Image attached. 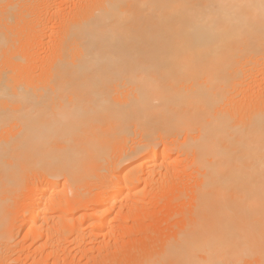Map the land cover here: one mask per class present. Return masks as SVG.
<instances>
[{"label": "bare ground", "instance_id": "1", "mask_svg": "<svg viewBox=\"0 0 264 264\" xmlns=\"http://www.w3.org/2000/svg\"><path fill=\"white\" fill-rule=\"evenodd\" d=\"M0 264H264V0H0Z\"/></svg>", "mask_w": 264, "mask_h": 264}, {"label": "rangeland", "instance_id": "2", "mask_svg": "<svg viewBox=\"0 0 264 264\" xmlns=\"http://www.w3.org/2000/svg\"><path fill=\"white\" fill-rule=\"evenodd\" d=\"M147 221H148L149 223L146 222V224L152 227V225H150V224L152 223V221H151V220H147ZM153 223H154V222H153ZM153 223H152V224H153ZM153 225H154V224H153ZM162 226L164 227V224H163ZM148 235H150V234H148ZM107 257H108V256H107ZM123 258H126V257H123V256H122V257H121V260H122V261H123ZM104 259H107V258H104ZM126 259H127V258H126ZM126 259H124V260L126 261ZM107 260H110V259L108 258ZM122 261H121V262H122ZM122 263H124V261H123Z\"/></svg>", "mask_w": 264, "mask_h": 264}]
</instances>
